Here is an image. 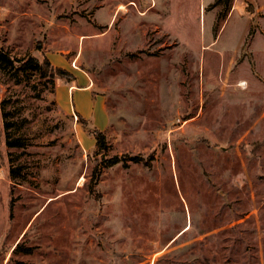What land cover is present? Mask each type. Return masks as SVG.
<instances>
[{"label": "rangeland", "instance_id": "374dc122", "mask_svg": "<svg viewBox=\"0 0 264 264\" xmlns=\"http://www.w3.org/2000/svg\"><path fill=\"white\" fill-rule=\"evenodd\" d=\"M214 1L0 0L1 46L92 82H56L58 107L44 80L0 72V264H264V0ZM9 96L27 99L30 154L5 143ZM75 108L109 155L144 162L96 182ZM11 152L32 184L10 179Z\"/></svg>", "mask_w": 264, "mask_h": 264}, {"label": "trees", "instance_id": "16d2710c", "mask_svg": "<svg viewBox=\"0 0 264 264\" xmlns=\"http://www.w3.org/2000/svg\"><path fill=\"white\" fill-rule=\"evenodd\" d=\"M224 3V4H223ZM225 5L226 12L229 11L232 5V0H215L213 6ZM220 16V15H219ZM224 17V14H221ZM40 49V47H38ZM0 72L3 73L11 82L16 86L22 84H31L32 90H36L37 86L42 80L50 86V92L54 93L51 98L53 106H59L56 98V82L58 79L64 83L74 84L76 75L68 69L55 65L51 59L43 55L42 58L33 54L24 56H17L11 54L7 49L0 45ZM35 78V80H32ZM32 82V83H31ZM94 95L95 92H94ZM19 96V95H17ZM27 100V99H26ZM25 98L16 97L12 100V96L6 97L2 100V117L3 129L6 135L5 143L8 148L21 150L22 154H30L31 147L35 144L30 132V125L33 123L30 117V110H28ZM63 111V110H62ZM66 115L73 113L64 112ZM77 114L78 121L82 129L88 134L92 135L95 139L94 156L96 157V165L93 168V179L98 182L102 176L103 168H111L118 164L124 167H129L131 162L139 163L144 162V158L140 155H135L131 159H126L122 155H109L110 144L106 130H101L93 123L82 116ZM36 159H33L35 161ZM131 160V161H129ZM9 176L12 181H18L20 184H32L31 178L39 177V171H32V164L29 160H15L12 159V152L10 153ZM147 162V161H146ZM39 165V163H37ZM38 174H37V173ZM33 176V177H31ZM34 250L33 246H27L23 242L17 243L14 252L31 253ZM248 255V254H247ZM253 255L246 256V261L252 259ZM260 257V256H259ZM259 260H261L259 258ZM228 264H235L230 259L227 260ZM258 263V262H257ZM260 263V261H259ZM25 264V263H24Z\"/></svg>", "mask_w": 264, "mask_h": 264}, {"label": "crops", "instance_id": "0c3cea01", "mask_svg": "<svg viewBox=\"0 0 264 264\" xmlns=\"http://www.w3.org/2000/svg\"><path fill=\"white\" fill-rule=\"evenodd\" d=\"M253 1H257V0H252L251 2H253ZM250 2V3H251ZM152 7V6H151ZM236 8V7H235ZM262 9H263V7H261ZM255 13V12H254ZM216 38V37H215ZM213 41H215V39H213ZM213 43V42H212ZM211 45V44H210ZM50 59H51V61L55 64V62H54V56H52V58L51 57H49ZM56 65V64H55ZM57 66H61V67H64V68H68L69 70H72V72L76 75V74H78L79 76H81V77H86L88 80H89V83H88V87H90V86H92L91 85V79L86 75V74H84L83 72H81V71H77V70H75L74 71V69H72V67H71V65H69L68 63H67V61H65L64 60V62L62 63V64H57ZM77 75V76H78ZM77 76H76V78H77ZM61 84H63V81L62 80H60V79H58L57 80V86H59V85H61ZM77 84H70V88L71 89H75L77 86H76ZM92 88V87H91ZM77 89H78V87H77ZM76 89V90H77ZM56 90H57V88H56ZM93 92H94V90H92ZM97 96L98 97H101L102 98V100H103V103H102V107H103V110H105V111H107V108H106V102H105V99H104V97L102 96V95H98L97 94ZM79 113L80 114V112L75 108L74 110H72L70 113ZM95 140V139H94Z\"/></svg>", "mask_w": 264, "mask_h": 264}, {"label": "water", "instance_id": "95a60500", "mask_svg": "<svg viewBox=\"0 0 264 264\" xmlns=\"http://www.w3.org/2000/svg\"><path fill=\"white\" fill-rule=\"evenodd\" d=\"M249 1H251V0H249Z\"/></svg>", "mask_w": 264, "mask_h": 264}]
</instances>
